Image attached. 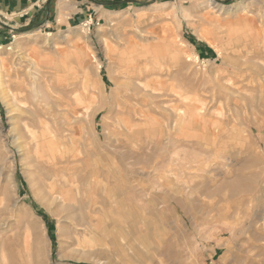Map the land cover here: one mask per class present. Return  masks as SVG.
Masks as SVG:
<instances>
[{
    "label": "rangeland",
    "instance_id": "rangeland-1",
    "mask_svg": "<svg viewBox=\"0 0 264 264\" xmlns=\"http://www.w3.org/2000/svg\"><path fill=\"white\" fill-rule=\"evenodd\" d=\"M42 1L0 13V264H264V0Z\"/></svg>",
    "mask_w": 264,
    "mask_h": 264
},
{
    "label": "crops",
    "instance_id": "crops-1",
    "mask_svg": "<svg viewBox=\"0 0 264 264\" xmlns=\"http://www.w3.org/2000/svg\"><path fill=\"white\" fill-rule=\"evenodd\" d=\"M31 1L32 0H0V13L7 16H14L13 24L15 25L19 24L20 22H24L23 24H27V22H29L32 17L36 18L38 16V14L40 13L39 8L43 3L42 0H35L34 3H31ZM66 2H68V0H65L64 3L61 4L62 7L60 6L51 10L50 17L46 19L47 23H45L42 27L56 28L62 27L63 25H70V23L73 21L72 16H74V14H80V12H82V10L75 8L73 15L70 13L66 15V8L64 6H72L68 5V3ZM82 16V19L85 22L87 21L88 23H90V25L98 23V18H96L92 13H87L86 10ZM8 33L9 31H7V34ZM2 41L3 39L0 35V42L2 43Z\"/></svg>",
    "mask_w": 264,
    "mask_h": 264
},
{
    "label": "bare ground",
    "instance_id": "bare-ground-1",
    "mask_svg": "<svg viewBox=\"0 0 264 264\" xmlns=\"http://www.w3.org/2000/svg\"><path fill=\"white\" fill-rule=\"evenodd\" d=\"M90 21V20H89ZM91 22V21H90ZM84 31H87V29L86 30H84ZM31 59V58H30ZM33 59V58H32ZM31 59V60H32ZM33 63H37L35 60L34 61H32ZM100 68H101V65L98 63L97 64V68H95V72H96V74H99V71H100ZM85 69V68H84ZM38 70V69H37ZM126 73H128L127 71H126ZM23 76V75H22ZM92 78V77H91ZM102 79V78H101ZM36 80V79H35ZM22 81V80H21ZM20 81V82H21ZM93 82H94V80H93ZM35 83V82H34ZM85 83V82H84ZM83 83V84H84ZM92 83V82H91ZM91 83H89V84H91ZM119 83V82H118ZM21 84V83H20ZM82 84V86H84ZM115 84H116V82H115ZM118 85V84H117ZM12 86V85H11ZM21 86V85H20ZM89 86V85H88ZM131 86V85H130ZM107 87V86H106ZM135 87V86H134ZM100 89V88H99ZM83 90H84V92H85V88H83ZM24 91V90H23ZM94 92V91H93ZM99 92V91H98ZM103 93H105V92H102L101 90H100V94H99V96H96V97H94L93 96V94L92 93H90V92H88V91H86V96L85 97H81L80 98V100L82 101V100H85V98H87L88 100H89V104L90 105H92L93 106V109H92V111H91V114H93V116H95L98 112H100V111H102V110H104V109H106L107 108V102H106V98H105V96L103 95ZM29 95V94H28ZM124 97H125V99H126V96L124 95ZM13 98H15V97H13ZM16 100H18V101H22V100H26V97L25 96H21V97H19V98H16ZM110 100V99H109ZM115 100V99H114ZM99 102V105L96 103V102ZM101 101V102H100ZM126 101L128 102L129 101V99H126ZM32 102V101H31ZM103 102H104V104H103ZM20 103V102H19ZM24 103V102H23ZM15 104V103H14ZM112 104V103H111ZM16 105H17V103H16ZM25 105V104H24ZM29 106V105H28ZM33 106V105H32ZM117 106V105H116ZM17 107V106H16ZM26 107V106H25ZM87 107H88V105L87 106H83V108H77V109H74V111H73V115L71 116V118H73V120H75V122L77 121H80V119H81V116L83 115V112H85V110L87 109ZM118 108H119V106H117ZM22 110H24L23 108H21ZM19 110V109H18ZM20 111V110H19ZM28 111V110H27ZM26 111V112H27ZM108 111V110H107ZM29 112V111H28ZM28 112L26 113V114H28ZM124 112V111H123ZM31 114V113H30ZM32 116H34V119H35V117H38V116H36V114L34 115V112H32ZM68 114V113H67ZM120 115V114H119ZM118 115V116H119ZM117 116V115H116ZM69 117V116H68ZM130 117V116H129ZM70 117H69V119H71ZM38 119V118H37ZM36 119V120H37ZM123 119H125V118H123ZM132 120V119H131ZM70 121H72V120H70ZM74 122V123H75ZM34 123V122H33ZM36 123V122H35ZM122 123V122H121ZM33 125V124H32ZM31 127V126H30ZM37 127V126H36ZM126 127V126H125ZM29 128V127H28ZM122 128V127H121ZM33 129V128H32ZM22 130V129H21ZM34 130V129H33ZM45 136L44 135H42V139H44L45 140V138H44ZM41 142V141H40ZM196 142V141H195ZM38 143V142H37ZM41 149L44 151V152H46V155H48L49 156V158L53 161V163L55 164V161H56V149H55V147H54V144L52 143V142H47V143H43L42 145H41ZM43 154H45V153H43ZM66 160V159H65ZM70 160V159H69ZM57 165V164H56ZM55 165V166H56ZM62 165V164H61ZM53 166V165H52ZM65 166V165H64ZM54 168V167H53ZM58 168V167H57ZM49 171V170H48ZM39 172H41V171H39ZM57 172V171H56ZM64 172V171H63ZM62 172V173H63ZM50 173V172H49ZM72 173V172H71ZM73 173H75V171L73 172ZM45 174V173H44ZM44 174H42L41 176H43ZM51 174V173H50ZM54 174V173H53ZM64 174V173H63ZM68 174V173H67ZM55 175V174H54ZM48 176V175H47ZM63 177H64V175H62ZM72 176V175H71ZM51 177V176H50ZM49 177V178H50ZM45 179V178H44ZM67 179V178H66ZM55 180V179H54ZM56 180H59V178H57ZM55 180V181H56ZM241 180H242V178H241ZM60 181V180H59ZM243 181V180H242ZM61 182H62V180H61ZM240 182V181H239ZM57 184V181H56V183H55V185ZM62 185H64V184H62ZM61 185V187H63ZM72 185V184H71ZM230 185V184H229ZM57 186H58V184H57ZM60 187V188H61ZM67 187V186H66ZM71 187V186H70ZM65 189H67V188H65ZM234 189H236L235 187H234ZM228 193V192H227ZM227 199V198H226ZM230 199V198H229Z\"/></svg>",
    "mask_w": 264,
    "mask_h": 264
},
{
    "label": "built area",
    "instance_id": "built-area-1",
    "mask_svg": "<svg viewBox=\"0 0 264 264\" xmlns=\"http://www.w3.org/2000/svg\"><path fill=\"white\" fill-rule=\"evenodd\" d=\"M85 23L90 25V23H88V22H85Z\"/></svg>",
    "mask_w": 264,
    "mask_h": 264
}]
</instances>
